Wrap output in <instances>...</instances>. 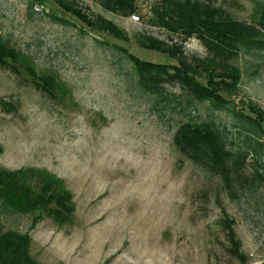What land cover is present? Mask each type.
<instances>
[{
	"label": "rangeland",
	"instance_id": "374dc122",
	"mask_svg": "<svg viewBox=\"0 0 264 264\" xmlns=\"http://www.w3.org/2000/svg\"><path fill=\"white\" fill-rule=\"evenodd\" d=\"M134 1L137 20L95 0H0L3 43L59 86L53 98L0 67V170H45L75 207L58 226L0 204L3 231L28 234L37 264H264V0H192L247 31L229 44L239 80L220 108L194 100L173 80L177 60L142 43L179 47L190 62L214 54L153 26L160 0ZM97 17L114 30L82 21ZM201 124L218 133L224 162L176 146L182 126Z\"/></svg>",
	"mask_w": 264,
	"mask_h": 264
},
{
	"label": "trees",
	"instance_id": "16d2710c",
	"mask_svg": "<svg viewBox=\"0 0 264 264\" xmlns=\"http://www.w3.org/2000/svg\"><path fill=\"white\" fill-rule=\"evenodd\" d=\"M95 1L104 9L121 16H126V13L132 16L137 14L134 0ZM222 18L220 10L203 3L192 0H160L151 20L153 26L179 34L184 39L195 37L214 55L203 60L192 58L190 62L179 47L164 51L161 43L149 38L143 39L142 43L146 50L176 59L178 65L174 68L173 80L186 89L194 100L206 102L214 108L228 105L230 98L235 95L239 77L238 71L228 64L235 53L234 47L229 44L242 43L247 37V31L241 24ZM82 21L93 30H114L111 24L99 17L95 22ZM0 67L8 68L15 74L22 72L36 88L55 98V90L59 86L53 80L39 77L28 59L9 49L1 37ZM139 70L147 74L152 82L158 80L159 73L155 74L153 69ZM248 112L257 114L251 106L248 107ZM175 143L184 153H190L193 161H198V155H201L211 165H217L224 162L223 156H229L223 152L218 133L206 124L182 126ZM234 168L236 169L235 166ZM229 173L237 177L239 170L227 171L223 174L225 179L229 177ZM0 204L16 214H45L58 226L73 223L75 207L71 194L62 180L45 170H0ZM230 242L235 244L234 254L237 259L240 248L232 232ZM30 245L31 238L28 234L4 232L0 222V264H37L30 256Z\"/></svg>",
	"mask_w": 264,
	"mask_h": 264
},
{
	"label": "built area",
	"instance_id": "2783aa9c",
	"mask_svg": "<svg viewBox=\"0 0 264 264\" xmlns=\"http://www.w3.org/2000/svg\"><path fill=\"white\" fill-rule=\"evenodd\" d=\"M132 18H133V19H136V20L138 19L137 17H134V16H133Z\"/></svg>",
	"mask_w": 264,
	"mask_h": 264
}]
</instances>
